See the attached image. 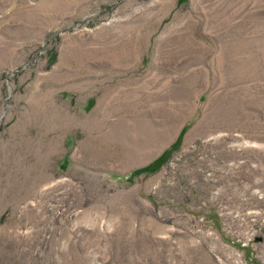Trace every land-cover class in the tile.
<instances>
[{
  "label": "rangeland",
  "instance_id": "1",
  "mask_svg": "<svg viewBox=\"0 0 264 264\" xmlns=\"http://www.w3.org/2000/svg\"><path fill=\"white\" fill-rule=\"evenodd\" d=\"M0 264H264V0H0Z\"/></svg>",
  "mask_w": 264,
  "mask_h": 264
},
{
  "label": "trees",
  "instance_id": "2",
  "mask_svg": "<svg viewBox=\"0 0 264 264\" xmlns=\"http://www.w3.org/2000/svg\"><path fill=\"white\" fill-rule=\"evenodd\" d=\"M160 159V158H159Z\"/></svg>",
  "mask_w": 264,
  "mask_h": 264
}]
</instances>
